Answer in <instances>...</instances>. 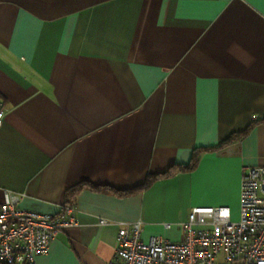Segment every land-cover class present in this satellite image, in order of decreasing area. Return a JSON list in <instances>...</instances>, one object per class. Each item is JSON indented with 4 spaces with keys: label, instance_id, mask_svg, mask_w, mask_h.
<instances>
[{
    "label": "crops",
    "instance_id": "1",
    "mask_svg": "<svg viewBox=\"0 0 264 264\" xmlns=\"http://www.w3.org/2000/svg\"><path fill=\"white\" fill-rule=\"evenodd\" d=\"M0 101V203L115 190L74 192L77 223L36 264H105L119 221L179 240L194 207L232 218L264 165V0H0Z\"/></svg>",
    "mask_w": 264,
    "mask_h": 264
},
{
    "label": "built area",
    "instance_id": "2",
    "mask_svg": "<svg viewBox=\"0 0 264 264\" xmlns=\"http://www.w3.org/2000/svg\"><path fill=\"white\" fill-rule=\"evenodd\" d=\"M4 116L0 101V126ZM17 201L13 195L0 203V264H36L51 240L77 223L74 208L63 204L48 213L17 207ZM118 225L115 256L105 264H264V165L244 170L236 220L227 206L194 207L181 222L179 240L161 235L145 239L141 219Z\"/></svg>",
    "mask_w": 264,
    "mask_h": 264
},
{
    "label": "trees",
    "instance_id": "3",
    "mask_svg": "<svg viewBox=\"0 0 264 264\" xmlns=\"http://www.w3.org/2000/svg\"><path fill=\"white\" fill-rule=\"evenodd\" d=\"M262 121H264V117L261 119ZM243 133L245 132H241V133H238V134H232L229 136L228 139H226L225 141H223V143H227L229 141H232V140H235L236 138H239ZM221 143V145L223 144ZM196 153L193 154V157H192V161H191V165H195L196 163ZM182 168H188V165H184L182 167H176L175 169H169L167 170L164 174L166 175H171L173 174V172L179 170V169H182ZM157 176L156 175H148L146 180L140 184V185H137L135 187H132V188H129V189H124V190H121V191H116V193H119V194H131L133 192H138V191H141L145 188H147L153 181L154 179L156 178ZM85 185H90V187L94 188V189H99V188H102L103 190H111V191H115V190H112L110 188H107V187H97V186H94L92 183L90 182H86V181H81L71 187H69L68 189H66V198H65V203L64 204H69L70 200L72 199V195L74 194V192H77L78 190H80L83 186Z\"/></svg>",
    "mask_w": 264,
    "mask_h": 264
},
{
    "label": "rangeland",
    "instance_id": "4",
    "mask_svg": "<svg viewBox=\"0 0 264 264\" xmlns=\"http://www.w3.org/2000/svg\"><path fill=\"white\" fill-rule=\"evenodd\" d=\"M239 217V208L234 213H232V219L236 220Z\"/></svg>",
    "mask_w": 264,
    "mask_h": 264
},
{
    "label": "bare ground",
    "instance_id": "5",
    "mask_svg": "<svg viewBox=\"0 0 264 264\" xmlns=\"http://www.w3.org/2000/svg\"><path fill=\"white\" fill-rule=\"evenodd\" d=\"M69 205L72 206V207L74 208V214H75V218H76V220H77V217H76L77 208H76V206L73 205V204H71V203H69Z\"/></svg>",
    "mask_w": 264,
    "mask_h": 264
}]
</instances>
